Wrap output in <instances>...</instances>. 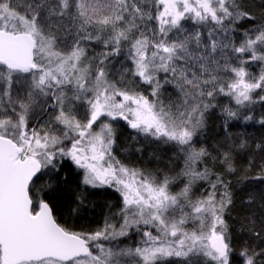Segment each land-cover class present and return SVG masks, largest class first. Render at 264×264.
I'll use <instances>...</instances> for the list:
<instances>
[{"label": "snow or ice", "instance_id": "1", "mask_svg": "<svg viewBox=\"0 0 264 264\" xmlns=\"http://www.w3.org/2000/svg\"><path fill=\"white\" fill-rule=\"evenodd\" d=\"M257 103L264 0H0V264H264V205L233 215ZM120 121L167 171L117 157ZM66 167L69 219L43 182ZM104 189L119 203L80 223Z\"/></svg>", "mask_w": 264, "mask_h": 264}, {"label": "trees", "instance_id": "2", "mask_svg": "<svg viewBox=\"0 0 264 264\" xmlns=\"http://www.w3.org/2000/svg\"><path fill=\"white\" fill-rule=\"evenodd\" d=\"M253 4H259V0H253ZM99 50V49H97ZM254 70V69H250ZM168 91H172L169 87ZM217 105H229V99L226 97H219L216 101ZM234 106V102L232 104ZM235 110V109H234ZM251 115L253 117L250 121H234L233 124L235 127L232 128L233 133L243 134L245 139L248 141L252 147L244 152H241L236 155V167L237 169L245 168L249 169V176L246 179L245 183L241 186L239 190H236L237 194L235 199L237 200V210L233 213L234 216H243L247 215L250 212H254L257 216L261 215V206L264 205V183L253 180L252 177L260 173V165L264 164V152H261L260 149L256 148V144H264V124H261L259 121L264 118V105L259 103L252 106V111L244 113ZM217 115L219 113L217 112ZM213 121H210L212 123ZM215 124H219V120L214 121ZM117 127L119 132H123V136L118 140V144L121 147L127 148V158L124 154L118 152V158L122 161H129V163L134 164L137 167H147L149 169L155 170L156 168H161L167 171L165 165L168 163V157L172 155L171 152L159 151L154 146H148L144 144V141L137 137L136 141L129 139L130 136H135V131L128 129L124 121H120ZM211 134V133H210ZM215 142V141H210ZM133 147H143L144 153L141 156L134 154ZM156 152L161 159L159 161L151 159L149 153ZM249 162H251V167H249ZM63 176L52 178L45 177L44 183H52L55 188L54 196L56 197L53 200V203L56 205L58 211L57 216L62 217L63 219H69L70 211L76 207L74 200L76 196L79 195L82 189L78 187L77 180L80 177L76 174L77 170L74 168H63L61 169ZM67 177V182H64V177ZM233 179V177H229ZM252 197L254 203L249 206L247 204L240 203L241 200ZM91 201V207L95 208V211L89 210L85 214V220L80 221V223L99 221L104 215L107 214L106 206L108 204H117L119 203V195L110 189H104L98 192L95 195L89 197ZM73 222L75 220L73 219ZM234 228H238V224H233ZM237 236L241 235L240 233L236 234ZM247 235V233H243Z\"/></svg>", "mask_w": 264, "mask_h": 264}, {"label": "flooded vegetation", "instance_id": "3", "mask_svg": "<svg viewBox=\"0 0 264 264\" xmlns=\"http://www.w3.org/2000/svg\"><path fill=\"white\" fill-rule=\"evenodd\" d=\"M115 154H116L117 157H118V152H116ZM125 161H126L125 163H129V161H127V160H125ZM129 164H131V163H129Z\"/></svg>", "mask_w": 264, "mask_h": 264}]
</instances>
